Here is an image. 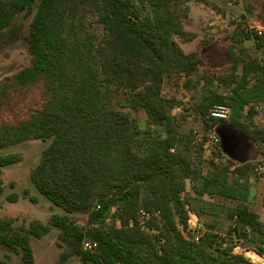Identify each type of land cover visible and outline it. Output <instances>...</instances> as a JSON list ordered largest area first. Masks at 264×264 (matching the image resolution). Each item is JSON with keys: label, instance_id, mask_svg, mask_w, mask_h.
Listing matches in <instances>:
<instances>
[{"label": "trees", "instance_id": "16d2710c", "mask_svg": "<svg viewBox=\"0 0 264 264\" xmlns=\"http://www.w3.org/2000/svg\"><path fill=\"white\" fill-rule=\"evenodd\" d=\"M190 2L207 4L0 0V32L17 15L33 13L26 37L30 65L0 85V98L11 89L36 85L44 97L25 121L0 126V150L30 140L48 142L30 183L63 212L53 214L49 226L33 221L20 231L11 219H0V243L20 254L23 264L34 262L29 237L41 239L51 228L59 230L63 242L77 245V264H253L233 253L235 245L264 255V222L249 207V181L259 162L235 164L216 150L209 155L211 169L203 173L202 159L205 135L220 124L208 118V111L225 105L231 109L229 125L264 162V128L252 122L255 106L264 103V67L242 45L252 37L240 32L226 50L230 66L217 75L204 71L199 76L200 54L185 53L176 41L196 38L183 26ZM146 9L150 12L144 14ZM87 15L104 28V42L96 44L86 32ZM168 76L182 78L185 91L200 88L190 111L202 120L201 134L184 129L188 103L161 95ZM177 108L180 115H172ZM126 110L142 111L147 128L141 130ZM18 161L16 155L0 156V168ZM187 181L192 195L186 196ZM216 198L236 203L225 209L231 221L226 239L219 235ZM77 213L88 215L94 252L79 246L83 229L72 218ZM141 213L148 215L144 227ZM188 213L206 220L198 243L185 240L180 231L179 226L186 229Z\"/></svg>", "mask_w": 264, "mask_h": 264}, {"label": "rangeland", "instance_id": "374dc122", "mask_svg": "<svg viewBox=\"0 0 264 264\" xmlns=\"http://www.w3.org/2000/svg\"><path fill=\"white\" fill-rule=\"evenodd\" d=\"M206 2V5L197 2H190L185 5L186 12L183 26L186 31L196 34V38L191 42H184L176 38L177 43L185 53L190 51L200 52L202 63L199 67V76L204 71L217 75L230 66L231 61L226 56V50L232 46L231 38L235 34L243 32L251 36L246 31L249 27L264 30V0H206ZM149 12L146 9L144 14ZM32 16L33 13L28 14L23 12L15 17L8 28L0 32V85L5 83L8 78L13 77L22 68L30 65L31 58L27 51L26 37L29 32ZM84 21L86 32L91 35L96 44L104 42L107 39L104 28L97 22L95 16L87 15ZM259 43L264 45V36H262ZM242 45L250 56L257 60L258 50L255 42L250 39L243 41ZM234 51L238 52L237 47ZM240 73L241 70L238 69V74ZM182 82L183 79H180V77H165L161 86V95L166 99L175 98L185 103V105L188 103L186 107L189 110V118L184 123V129L186 131L195 130L201 134L203 130L202 120L190 111L193 104L199 98L200 88L196 90L190 89L182 93L180 90ZM42 90L40 85L25 90L11 89L6 97H1L0 126L16 125L28 119L30 114L38 109L43 102ZM126 111L131 118L135 119L141 130L147 128L146 115L142 111ZM180 112L181 110L174 109L172 110V115L178 116ZM245 118L244 112L240 121H244ZM230 120L227 121L228 124ZM252 122L257 127L264 128V103L255 106V115ZM216 127L211 132L218 140V144L216 147H212V149L221 151L223 142L219 138ZM210 133L207 134L210 135ZM207 134L205 136H208ZM47 145L48 142L30 140L0 150V156L16 155L19 157L17 163L0 168V219H11L12 226L16 231H20L21 228H23L22 230H27L33 221H38L49 226V219L53 214L60 215L63 213L60 209L52 206L30 183V173L37 165L42 150ZM211 145H215V143L212 142ZM202 150V159L203 156L205 157L203 159L204 173L211 169L209 155L214 150H205L204 148ZM255 152V156L251 162L256 165L261 161V157L257 154L256 149ZM221 153L223 155L222 151ZM223 157L229 159L228 157ZM232 161L234 160L232 159ZM234 163L238 164L236 161ZM249 185V203L251 209L258 211L260 208V210L264 211L261 201L259 208L257 204V200L264 193V176L258 174L254 169V174L249 181ZM25 190L28 192L27 196L24 195ZM185 195H192L189 181L186 183ZM10 198H16V201L10 202ZM205 200L209 199L205 197ZM213 202L219 206V210L217 211L219 216L216 220L220 228V238L226 239L231 221L225 218V209L233 208L236 203L223 198H216ZM259 217L264 222V215H259ZM72 218L76 225L83 229V238L79 243L82 250L83 240L90 241L87 236V229H90L87 227L88 215L77 213ZM145 220L140 218L142 225ZM205 221L204 218L201 221L198 219L201 226H203L202 224ZM111 222L108 219L105 224H109L110 226ZM116 225L118 226V222H116ZM59 234L58 229L51 228L49 233L41 239L29 237L34 258L33 264H77L78 260L74 255L77 245L71 240H68V243L63 242ZM243 250H240V252H243ZM234 252H238V250L236 249ZM250 254L253 255V253L247 251L245 257L252 258ZM0 260L5 261L7 264H23L20 254H17L14 249L7 248L1 243Z\"/></svg>", "mask_w": 264, "mask_h": 264}, {"label": "built area", "instance_id": "2783aa9c", "mask_svg": "<svg viewBox=\"0 0 264 264\" xmlns=\"http://www.w3.org/2000/svg\"><path fill=\"white\" fill-rule=\"evenodd\" d=\"M246 31L251 34L252 40L257 45V50H258L257 62L261 67H264V45L259 43L260 40L262 39V36H264V30H261L259 28L249 27ZM180 90L182 91V93H185V90L182 87ZM177 110L180 111V108H177ZM230 116H231V109L225 105L213 106L208 111V118L211 120H216L220 123H225L228 120H230ZM194 134H197V131H194ZM206 138H207V141L204 143L203 148L205 150L206 149L207 150L208 149L214 150V149H212V147L217 146L218 140L216 139L214 134H212V132L210 133V135L206 136ZM210 142L215 143V145H211ZM214 151H216V150H214ZM204 158L205 157L203 156V159ZM255 171L258 174L264 176V162H262V161L259 162L255 167ZM140 218L147 219L148 215L141 213ZM179 228H180V231H181L184 239L187 241H190L192 243H198L199 239L203 236V234L205 232V228L199 224L197 216L193 213H188L186 229H183L180 226H179ZM95 249H96V245L94 242H92L91 240L90 241L83 240V242H82V250L83 251L94 252ZM236 249L238 250V252H234V250H236ZM240 250H242V249L238 245H235L233 248V253L234 254H240V255H243L245 257L247 251L243 250V252L242 251L240 252ZM250 253H254L255 256L257 257V260H254L253 258L245 257L247 260H249L253 264H264V255H259L254 251H250Z\"/></svg>", "mask_w": 264, "mask_h": 264}, {"label": "crops", "instance_id": "0c3cea01", "mask_svg": "<svg viewBox=\"0 0 264 264\" xmlns=\"http://www.w3.org/2000/svg\"><path fill=\"white\" fill-rule=\"evenodd\" d=\"M191 52L194 51H190L188 53ZM198 53L200 54V52ZM228 125L229 124L226 122L220 123L216 127L218 130V132L217 130L216 132L219 133V138L223 142V148L221 149V151L223 152V156L228 157L231 160L233 159L238 164L251 162L256 153L253 144L247 139H245L237 130ZM262 196H264V193H262L261 197H259V199L257 200L258 208L260 205V201L262 204ZM249 207L251 209L250 203ZM251 210L258 215H264V211L260 210V208L258 211H255L253 209Z\"/></svg>", "mask_w": 264, "mask_h": 264}, {"label": "bare ground", "instance_id": "6f19581e", "mask_svg": "<svg viewBox=\"0 0 264 264\" xmlns=\"http://www.w3.org/2000/svg\"><path fill=\"white\" fill-rule=\"evenodd\" d=\"M251 255V254H250ZM252 256V258L254 259V260H257V257L255 256V254L253 253V255H251ZM250 256V257H251Z\"/></svg>", "mask_w": 264, "mask_h": 264}]
</instances>
